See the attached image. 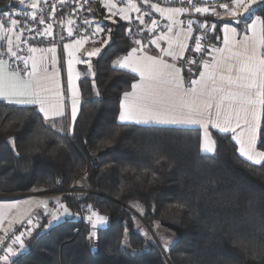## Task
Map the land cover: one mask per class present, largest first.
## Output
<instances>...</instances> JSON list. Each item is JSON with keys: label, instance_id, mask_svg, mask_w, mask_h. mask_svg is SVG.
<instances>
[{"label": "trees", "instance_id": "obj_1", "mask_svg": "<svg viewBox=\"0 0 264 264\" xmlns=\"http://www.w3.org/2000/svg\"><path fill=\"white\" fill-rule=\"evenodd\" d=\"M9 1L0 0V10L13 6ZM253 8L264 16V5ZM201 18L215 22L210 39L217 45L223 19ZM133 25L116 19L108 26L112 39L94 61L95 76L81 79L72 129L66 117L57 118L58 132L35 106L0 100V194L65 189L85 174L100 194L84 204L108 217L91 246V225L80 219L75 196L62 195L78 215L32 236L14 264H264V163L243 159L228 134L213 131L216 150L204 154L198 128L118 121L122 94L137 76L114 70L112 61L134 46L136 34L127 33ZM262 145L264 116V151ZM88 150L99 154L97 165ZM136 212L175 234L166 252L146 241Z\"/></svg>", "mask_w": 264, "mask_h": 264}, {"label": "snow or ice", "instance_id": "obj_2", "mask_svg": "<svg viewBox=\"0 0 264 264\" xmlns=\"http://www.w3.org/2000/svg\"><path fill=\"white\" fill-rule=\"evenodd\" d=\"M24 4L25 0H18ZM47 3V0H43ZM75 2V0H73ZM84 0L80 7H84ZM143 4L154 9L155 12L165 16L169 21L165 25L167 32H161L159 36L151 39L149 42L160 49L161 55H148L144 52L145 44L140 39L133 42L137 47H132L126 55L119 56L112 61L114 70L128 71L134 73L138 79L130 84V91H124L118 119L121 122H135L138 124H184L197 125L202 127L204 139L202 149L205 152H215V141L208 133L209 125L221 132H231L233 138L239 145V153L247 160L255 164L264 163V151L257 149L258 130L260 129L261 117L264 116V16L256 15L254 5H264V0H230V2L220 3L219 8L223 9V16L231 18L237 27H230L225 24L223 27V48H213L208 55L210 60H189V64H198L202 66L199 71L198 79H190L188 86L185 87V80L182 74L183 69L175 63H169L163 57L167 56L184 63V51L187 47L186 41L193 32V24L199 23L191 18L187 24L179 17L184 13H209L220 17L216 7H209L207 4L198 6L187 0L189 7H161L158 3H151L150 0H142ZM184 0H182V3ZM58 3L64 4L66 0H58ZM41 0H30L29 7L31 12L23 13L32 21L45 25L44 16L37 17L38 12H42ZM104 7L108 9L111 15L104 19L112 20L119 16L121 20L130 21V13L135 12V17L140 25H143L148 31H155L157 20L151 19L150 25L146 24L144 17L152 16V12L142 13L141 7L135 0H127L125 7H117L114 0H104ZM56 5H52V12L55 14ZM74 11V9H73ZM87 11L91 12L89 7ZM247 14V16H245ZM6 19H0V40L6 41V51L0 54L9 55L24 64L23 68L16 65H9L8 61L0 58V99L6 100L9 104H33L38 105L39 113L42 114L44 121L49 122L50 128L63 132V128H56V120L64 115L63 94L60 91L58 76L49 74L46 65V53L52 54L53 63L57 51L55 44L49 48H37L29 46V53H40L39 56L29 55L21 57L14 48L19 49L22 43L21 36L26 31L25 27L20 26L21 20L12 18L10 13L2 14ZM23 23H27L25 20ZM61 27L67 25V34L69 37L77 33V38L71 43L63 45L68 49V83L71 86L72 118L75 120L77 105L79 104V90L76 81L80 78V73L75 71V64H84L87 66L85 76L91 74V57L99 56L105 45H108L111 37V28L102 27V21L85 19L83 35L79 34L78 29L74 27L75 20L71 16L67 19H61ZM94 25V27H93ZM243 28L238 32V27ZM179 26L180 33L183 34V40L179 39L180 33L175 34L173 39V29ZM201 27L208 30H214L215 24L208 25L207 21L201 23ZM89 29L92 31V37H99L105 33L106 38L100 40L101 47H91L85 50L84 55L87 59H80L76 55L84 49V45L92 38L88 35ZM31 31V29H27ZM40 36L53 37V23H47L42 31L36 30ZM129 38L133 35L132 29L128 28ZM240 37L237 39V37ZM64 36H60L63 40ZM203 36L196 37L195 52L207 51L201 43ZM168 42L167 48H161L160 41ZM96 41L93 40V43ZM175 44V47H174ZM213 53L216 55L213 56ZM15 68V70H9ZM191 72V69H189ZM95 81L93 80V84ZM98 94V90H97ZM237 129H240L237 132ZM264 146V145H262ZM35 203L44 209L45 215L51 219L45 228L53 226L55 221L63 215H78L71 213L67 205L61 203L58 199L55 209L48 208V201H17L15 203L0 204V228H3L4 236L0 237V246H4L5 241L10 242L3 248V254H0V264H14V258L18 254H23L26 249L25 237H31L35 229L40 227L39 218H32L31 205ZM27 206V207H23ZM181 207L183 205H180ZM88 215L86 219L91 225V231L88 239H96L97 230L103 227L108 220L107 216L101 215L93 210L91 205L87 206ZM26 223L24 231L15 233L13 225L16 223ZM8 221V226L4 227V221ZM13 232L9 238L8 233ZM127 232V229H125ZM143 236L148 243H153V237L147 231ZM163 249L167 250L170 243L164 236L159 237ZM124 247H128L127 239L122 241ZM135 251V249H133Z\"/></svg>", "mask_w": 264, "mask_h": 264}, {"label": "crops", "instance_id": "obj_3", "mask_svg": "<svg viewBox=\"0 0 264 264\" xmlns=\"http://www.w3.org/2000/svg\"><path fill=\"white\" fill-rule=\"evenodd\" d=\"M195 1H196L195 4H197L198 6H204L205 5L203 3L204 0H195ZM9 2L13 3V6H11V7H15L16 9L26 10V11L31 12V8L29 7L30 0H25L24 4H20L18 2V0H10ZM114 2L117 4L118 8L126 6V4L120 3L117 0H114ZM225 2H230V0H223L221 3H225ZM94 4H96V5L91 8L92 11L89 12V19L93 20L94 22L102 21V24H101L102 27L106 26V28H108V26H111L112 24H114L116 19H120V17L118 15L113 17L112 20L104 19V17H107V16L111 15V13L108 11V9L106 7H104V0L97 1ZM160 5H161V7H181V6L189 7L188 4L187 5H185V4L184 5L176 4V0H162V4H160ZM209 7L211 8L213 6H209ZM215 7H216L217 12L221 13V16L220 17L214 16V15L213 16L216 17L217 19H223V23L220 26V35H219V38H218L219 43L217 45H213L209 49L207 48V51H203L202 50L201 52H195L194 49L191 50L190 49V44H191L192 40L195 37L194 31H193L190 34V38L187 39L186 41H184V43H186V45H187V47H186V49L184 51V63H181L180 60H175L174 61L172 58L167 57V56L163 57L169 63H175L178 67H181L183 69L182 74H183L184 80H185V87L188 86V81L190 79H198L199 71L203 70L202 66H200L199 63L198 64H189V63H187V61L196 60L197 62H199L201 60H210L211 57L208 55V52H211L213 48H223L224 47V45H223V37H224L223 27H224V25L228 24L230 27H237V25L235 23L228 22V21L224 20V18L226 16H223V9L219 8L218 6H215ZM0 8H1V6H0ZM4 10H6V9L0 10V14ZM130 15L132 16V19L130 21H125V22L134 23V25H136V28L139 30V32L136 34L135 40L136 39L142 40V42L145 44L144 52L146 54H148V55H155V56L161 55L160 49L156 48V46L154 44H151L149 41L151 39H154L155 37L159 36V34L161 32H167V29L165 28V25L169 23L167 18L165 16H162L160 13H158V17L154 18V19H156L158 21V24H157L156 30L153 32V31H148L146 28H144L143 25L139 24L138 20L135 19V17L138 15V13L132 12V13H130ZM206 15H212V14H211V12L204 13V14H199V13H194V12L193 13H184V14H181L179 19L183 20L185 22V25L187 24V20L189 18H191V19L196 18V19H198L201 22L207 21L208 25L215 24V22H213L211 20H207V19L201 18V17L206 16ZM245 16H246V14H245ZM144 19H145L146 24L150 25V20L153 19V18L145 16ZM242 28H243V26L242 27L239 26L238 29H237L238 32H240L242 30ZM177 33H180L179 26L175 27L173 29V33L169 34V35H173V39L175 40L176 39V35L175 34H177ZM102 38H106L105 33H101L100 36L95 39V41H96L95 43H93V40H92V41H89L87 44H85L84 45V49H82L80 52H77L76 55L79 56L80 59H82V60L83 59H87V57L84 55V51L85 50H90L91 47H101L100 40ZM239 38L240 37L238 36L237 39H239ZM179 39L183 40V34L182 33H180ZM71 42H68V43H71ZM68 43H66V44H68ZM159 43L161 45V48H167L168 47V42L166 40H161ZM6 47H7L6 41L0 40V54L4 53L6 51ZM33 47H35V46H33ZM49 47H52V46H49ZM49 47L47 46V47H37V48H45L46 49V48H49ZM133 47H137V45L134 43ZM174 47H175V44H174ZM103 48H102V50H103ZM56 49H57V51L55 53L56 62L53 63L52 54L51 53H46L45 54L46 57H47L46 65H47V69H48L49 74L55 73L58 76V81H59V85H60V91L62 92L63 97H64V99H63L64 115L62 117H66L67 118V120L69 121L70 127L72 129V127L74 126V123H75V121H76V119H77V117H78V115L80 113L81 104H82V100H83L82 99V93H81V79L83 77H87V76L91 77L92 75L89 74V75L85 76V72L87 71V66L86 65L79 64V63L74 65L75 71L80 73V78L76 81V85H77V88L79 90V94L80 95H79V104L77 105L76 117H75V120H73L72 114H71L72 113V103H71V95H72V93H71V86L68 83V59H69V57H68V49L64 48L63 46L62 47L61 46H56ZM14 51H17L18 55L21 56V57H27L29 55H36V56L40 55V53H35V54L29 53L28 48L25 49V50L21 49V48H19V49L14 48ZM126 54H124V55H126ZM214 55H216V53H213V56ZM121 56H123V55H121ZM97 57L98 56L91 57V65H92L91 70H90L91 72H94V61L96 60ZM0 58H3L5 60H7L9 65H17V61H19V60L13 58V57H10L9 55H2V57H0ZM189 69H191V72H189ZM9 70H15V68H10ZM137 79H138V77H137ZM122 99H123V96L121 97V102H122ZM0 100L7 102L6 100H3V99H0ZM16 105L35 106L39 110L38 105H33V104H16ZM59 118H61V117H59ZM262 119H263V116L261 117L260 129L258 130V140H257V149L261 150V151H263V150L259 148L258 142H259V135H260L261 125H262ZM118 121H119V119H118ZM119 122L120 123H128V124H137V125H143V126L152 125V126H169V127H180V128H198V129L201 130V152L204 153V154H213V153L205 152L202 149V144H203V139H204V132H203L202 127H200V126H197V125H184V124H156V123L138 124V123H135V122H121V121H119ZM213 131H217V132H220V133H223V134H228L231 137L232 141L236 144L237 152L240 155V153H239V145L237 144L236 140L233 138V136H234L233 133H231V132H227V133L221 132L220 130L214 128L212 125H209L208 133H209L210 138L212 140H214V141H215V139H214L213 134H212ZM239 131H240V129H237V132H239ZM215 149H216V142H215ZM241 157L243 159H245L246 161H248V162H250L252 164H255L252 161L247 160L245 157H243V156H241ZM0 195H8V197H0V204H8V203H15L17 201H21L22 202V201H29V200H31V201L46 200V201L53 202L51 200L52 197H49V196H46V195H26V196H22V195L20 196L19 194H0ZM62 203L66 205L65 202L62 201ZM23 207H27V206H23ZM31 209H32V211L30 213L31 217L34 218V219L35 218H39V223H40V227L35 229L33 231V233H32V236H34L37 233H39L40 231H42L43 229H46L44 227V225H47L49 223L50 218L45 216L44 209L42 207L37 206L35 203H33L31 205ZM69 210H70V208H69ZM70 212L73 213L71 210H70ZM63 216L64 217H68V216H71V215H63ZM63 216H62V218H63ZM26 220H27V218H25L24 223H16V224H14L13 225V229L21 227V231H24L27 227H30L29 225H27ZM60 220H62V219H60ZM106 224H107V222L105 223V225L103 227H100V228H104L106 226ZM7 226H8V221L5 220L4 221V227H7ZM3 236H4L3 228H0V237H3ZM31 237H25L24 238L25 239L26 249H27V246H28V241L30 240ZM95 241H96V239L89 240L91 246H94ZM0 249H1V246H0Z\"/></svg>", "mask_w": 264, "mask_h": 264}, {"label": "built area", "instance_id": "obj_4", "mask_svg": "<svg viewBox=\"0 0 264 264\" xmlns=\"http://www.w3.org/2000/svg\"><path fill=\"white\" fill-rule=\"evenodd\" d=\"M97 1H101V0H88L87 3H84V7L81 8L80 4L84 2V0H75V2H73V0H66V3L64 4H60L58 3V0H47V3H44L43 0L41 1V8L43 9L42 12H38L37 13V17L39 18V16H44L45 18V25L39 24L38 20L37 21H32L31 17L28 16L27 18L23 15V13H29V11L26 10H19V9H11V10H6L3 11L0 14V19H6V17H4L2 14L3 13H10L12 15V18L18 19L22 21V24L20 26L25 27L26 31L22 34L21 39L27 41V43H22L20 45L21 49H27L29 48V46H35V47H49V46H53V44H55V46H63L68 42L74 41L77 38V33L74 32L73 36L69 37L67 34V25L65 24V26L62 28L61 27V19H67V17L71 16V18H73L75 20V25L74 27L79 31L80 35H83V27H84V20L85 19H89V11H87V9L93 5L95 2ZM120 3L126 4L127 0H117ZM223 0H204V4H207L209 6H218ZM135 2L141 7L142 13L144 12H148L151 11L152 12V16L150 18H157L158 17V13H156L153 9H150L148 5L143 4L142 0H135ZM151 3H158V4H162V0H150ZM192 3H196L195 0H191ZM55 4L56 5V11L55 14H53L52 12V5ZM176 4L178 5H189V3L187 2V0H184V2L182 3V0H177ZM74 9V11H73ZM149 17V16H148ZM25 20H27V23H23ZM90 20V19H89ZM193 20L198 21L199 23H195L193 24V31L195 34L194 39L192 40L191 44H190V49L193 50L195 49V43L194 40L196 37H200L203 36V39L201 40V43L205 46V48L209 49L213 46V44L211 43V39H210V34L213 32V30L211 29H204L201 27V21H199L198 19L194 18ZM158 22V21H157ZM47 23H53V37H47V36H40L37 34V29H39L40 31L43 30V28L46 26ZM94 27V25H93ZM132 29V33L137 34L139 32V30L136 28V25H133L131 27H129ZM27 29H31V31H28ZM63 35L64 39L60 40V36ZM88 35L90 37H92V31L91 29H89ZM97 37H92L89 41L95 40ZM20 68L24 67V64L21 60L17 61V65ZM72 190H68V191H73L75 193V198L77 203L80 206V219L83 222H88L89 221L86 219L88 213L87 210V204H84V199L90 195V194H94L97 193V191L92 190L91 188H87V190L85 189V191H87L85 194L81 193L78 194V192H75V188H71ZM98 194V193H97ZM15 233L18 234L21 231V227H18L16 229H14ZM13 235V232H10L8 234L9 238ZM9 240L5 241L4 246H1L0 249V254H3V248L7 245V243H9Z\"/></svg>", "mask_w": 264, "mask_h": 264}, {"label": "rangeland", "instance_id": "obj_5", "mask_svg": "<svg viewBox=\"0 0 264 264\" xmlns=\"http://www.w3.org/2000/svg\"><path fill=\"white\" fill-rule=\"evenodd\" d=\"M177 2V0H176ZM15 7H10L7 8L6 10H11L14 9ZM4 10V11H6ZM20 10V9H19ZM3 12V11H2ZM214 31V30H213ZM89 186L87 185L86 181H85V174H81L75 177V179L73 180L72 184L70 185V187L65 188V189H52V190H36V191H31V192H23V193H16L19 194L20 196H26V195H46L49 197H52V201L50 202L48 201V208L49 209H55L58 207V205L56 204V200L58 199L61 203H62V195H66V194H73L75 196V193L73 191H68V190H72L71 188H75V192H78V194L81 193H86L87 191H85V189L87 190ZM90 188V187H89ZM93 190V189H92ZM98 194H100L99 192H97ZM0 197H8V195H0ZM47 216V215H45ZM63 214L60 216V219H65L66 217L63 216ZM136 216H137V220H136V224L138 226V230L143 233L144 231H147L149 233L150 236L153 237V241H155L160 248L166 252L167 250L163 249L159 237L160 236H164L165 238H167L169 241L174 242L175 241V234L172 232H169L167 230H165L162 225L159 222H156L155 224H153V226H150L149 224H147L143 217L141 216V214L136 212ZM51 219L50 216H47ZM59 219V221H60ZM56 221L55 223L59 222ZM9 234V233H8ZM172 245V243H170L169 247Z\"/></svg>", "mask_w": 264, "mask_h": 264}, {"label": "water", "instance_id": "obj_6", "mask_svg": "<svg viewBox=\"0 0 264 264\" xmlns=\"http://www.w3.org/2000/svg\"><path fill=\"white\" fill-rule=\"evenodd\" d=\"M224 20H225V21H228V22L235 23V22L232 21L231 18H229V17H225ZM88 154H89V157L91 158L92 164H93V165H97V164H98L99 154L93 152L92 150H88ZM135 214H136V213H135Z\"/></svg>", "mask_w": 264, "mask_h": 264}]
</instances>
